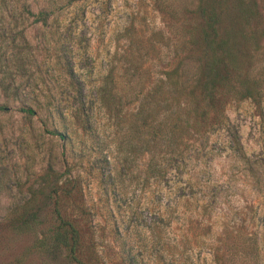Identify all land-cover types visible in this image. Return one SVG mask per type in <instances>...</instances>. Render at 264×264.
I'll list each match as a JSON object with an SVG mask.
<instances>
[{"label":"rangeland","instance_id":"rangeland-1","mask_svg":"<svg viewBox=\"0 0 264 264\" xmlns=\"http://www.w3.org/2000/svg\"><path fill=\"white\" fill-rule=\"evenodd\" d=\"M194 1L0 0V264H72L39 241L55 224L49 190L76 174L82 186L66 211L80 222L75 206L88 207L78 231L90 264H228L222 252L211 261L210 245L221 238L224 246L221 233L229 231L262 235L264 259L261 63L254 98L230 101L223 129L184 149L176 181L189 176L201 193L175 192L172 177L145 180L146 155L117 163L114 147H95L69 117L73 86L81 87L92 108L90 132L108 142L114 128L91 98L94 87L112 69L120 82L134 74L144 92L174 51L173 20L160 7L170 3L179 11ZM45 8L53 14L35 23L33 15ZM258 12L264 30V0ZM22 105L34 115L21 114ZM53 129L66 131L68 140ZM194 194L210 207L186 200ZM29 210L36 213L33 224L10 217Z\"/></svg>","mask_w":264,"mask_h":264},{"label":"trees","instance_id":"trees-1","mask_svg":"<svg viewBox=\"0 0 264 264\" xmlns=\"http://www.w3.org/2000/svg\"><path fill=\"white\" fill-rule=\"evenodd\" d=\"M180 9L170 3L160 7L173 20L168 32L174 51L168 57L170 63H165L159 77L144 92L134 74L120 82L112 69L94 87L91 98L114 128L108 142L94 139L96 136L90 132L92 108L86 107L81 87L73 86L74 105L69 117L83 134L90 136L95 147H114L120 154L115 156L117 163H128L137 153L146 155L145 180L166 182L172 177L175 192L197 188L201 193L203 187L189 176L183 184L176 181L182 177L184 149L196 147L197 140L223 129L224 109L230 101L257 94L255 68L259 63L264 66V30L258 24V0H195ZM53 12L48 8L37 12L34 22L45 24ZM18 110L25 116L34 115L27 105ZM52 133L65 136L66 141L69 138L66 131L62 135L53 129ZM238 156L245 159L242 153ZM63 184L60 190L55 186L47 194L55 224L43 233L39 243L58 250L72 264H90L84 257L78 231L89 216L88 207L83 202L75 206L80 222L66 211L71 198L80 193V175L65 176ZM186 200L202 208L210 207L198 194ZM10 217L13 221L20 219L26 226L35 222L36 213L11 212ZM221 235L227 243L221 247V238L212 241L211 261L222 252L228 264H264L262 235L238 231Z\"/></svg>","mask_w":264,"mask_h":264}]
</instances>
